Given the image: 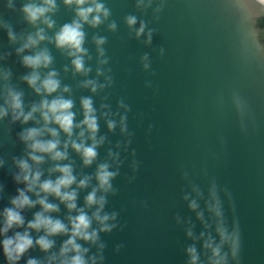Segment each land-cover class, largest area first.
Wrapping results in <instances>:
<instances>
[{"label":"water","instance_id":"obj_1","mask_svg":"<svg viewBox=\"0 0 264 264\" xmlns=\"http://www.w3.org/2000/svg\"><path fill=\"white\" fill-rule=\"evenodd\" d=\"M107 3L118 23L117 31L110 33L103 25L98 29L86 25L85 46L93 54L94 64L92 34L108 36L105 47L111 57L114 82L106 90L107 102L113 111L119 99L129 106L130 135H122L118 127L108 132L100 122L101 133L111 141V145L106 142L100 149V158L109 146L114 148L120 141L123 161L113 180L117 191L109 195L105 209L118 213V223L111 232L101 233L106 243L104 264H187L185 248L193 240L187 237L186 229L192 225L199 235L203 225L184 197L196 198L207 218L205 201L213 182L229 226L233 216L239 220L242 264H264V57L245 47V25L238 10L231 0H168L158 21L152 19L151 9L143 15L150 21L149 27L156 29L152 43L145 45L143 38L129 36L123 23L127 13L141 16L133 0ZM0 14L16 31L32 30L18 11L0 4ZM72 15L70 9L59 4L57 26L70 21ZM14 47L6 32L0 31V50L12 52L4 63L13 72V83L24 89L26 102L38 100L19 81L27 69ZM49 48L63 83L73 87L78 108L79 97L89 92L76 88L80 77L74 79L70 72H63L68 59L52 45ZM145 52L151 60L148 71L140 62ZM234 90L245 99L251 114L243 129L232 103ZM94 100L97 106L101 102L100 97ZM21 127L17 123L9 130L6 121L0 124V154L6 159L5 167L0 169V182L5 184L0 207L8 203V196L15 194L17 187L11 179V157L22 153L23 145L16 137ZM71 156L78 167L79 157L75 153ZM194 189H199V197ZM86 191L81 192L80 203ZM226 192L231 194V202ZM34 210H28L26 216L31 218ZM117 245H121L119 250ZM196 245L199 249L200 241ZM30 254L41 255L38 250ZM0 264H4L2 256Z\"/></svg>","mask_w":264,"mask_h":264},{"label":"clouds","instance_id":"obj_2","mask_svg":"<svg viewBox=\"0 0 264 264\" xmlns=\"http://www.w3.org/2000/svg\"><path fill=\"white\" fill-rule=\"evenodd\" d=\"M61 3L73 15L70 21L57 26L55 14ZM167 3L168 0H133L141 16L124 15L129 36L143 38L142 42L150 45L156 29L149 27L150 21L143 15L151 9L152 19L158 21ZM0 4L18 11L32 28L16 31L0 14V31L6 32L8 42L15 46L13 51L27 69L19 81L39 97L25 101L24 89L13 83V72L4 63L12 52L0 50V124L6 121L9 130L17 123L21 125L16 137L23 145L22 153L11 157V179L17 185L15 194L8 196V203L0 207V256L4 264L21 261L23 264H104L106 243L101 233L111 232L118 223V213L105 209L109 195L117 191L113 180L123 161L120 141L114 148L109 146L104 158H100V149L106 142L111 145L107 134L100 131V122L103 121L108 132H115L118 127L122 135H130L129 106L119 99L117 110L113 111L107 102L106 90L114 82L109 66L111 57L105 47L108 36L92 34L93 64V54L85 46L88 35L85 26L98 29L103 25L107 32L115 33L118 23L112 18L107 0H0ZM231 5L245 25L242 31L245 47L264 57V0H231ZM49 45L68 59L63 72H70L74 79L80 77L76 88L89 92L79 97L78 108L72 85L63 83L60 71L53 66L55 58ZM163 52L161 48V55ZM140 62L145 71L151 68L147 52ZM94 97H100L98 106ZM232 103L243 129L245 119L251 116L247 103L235 90ZM128 143L130 140L125 142V148ZM71 153L79 157L78 167ZM5 164V157L0 154V169ZM93 165V171H84ZM85 190L80 203V194ZM194 191L198 197L201 195L199 189ZM4 193L5 184L0 182V199ZM225 194L231 202V194ZM184 198L203 225L199 235L194 233L192 225L186 229L187 237L193 240L185 248L187 264H242L240 223L233 216L229 226L216 184H211L205 201L207 218L196 198L189 200L188 195ZM33 209L28 218L26 212ZM57 238H62L59 244ZM196 241H200L199 249ZM120 247L117 245L116 249ZM33 250L41 255H31Z\"/></svg>","mask_w":264,"mask_h":264}]
</instances>
